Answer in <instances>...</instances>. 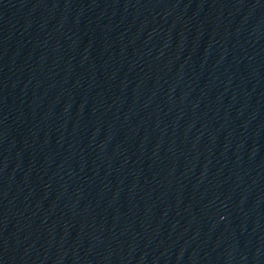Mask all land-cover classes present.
<instances>
[{"label":"water","instance_id":"water-1","mask_svg":"<svg viewBox=\"0 0 264 264\" xmlns=\"http://www.w3.org/2000/svg\"><path fill=\"white\" fill-rule=\"evenodd\" d=\"M264 89V0H210Z\"/></svg>","mask_w":264,"mask_h":264}]
</instances>
